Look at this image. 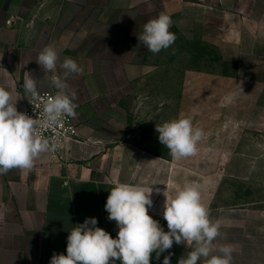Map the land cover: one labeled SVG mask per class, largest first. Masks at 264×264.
<instances>
[{
    "label": "crops",
    "instance_id": "crops-1",
    "mask_svg": "<svg viewBox=\"0 0 264 264\" xmlns=\"http://www.w3.org/2000/svg\"><path fill=\"white\" fill-rule=\"evenodd\" d=\"M161 12L177 39L153 54L138 37ZM49 45L57 75L66 57L82 70L66 82L79 140L0 175V264H50L86 218L116 238L104 206L118 183L152 188L149 215L167 232L163 192L171 199L201 174L186 161L224 160V180L264 189V0H0V88L21 113L27 73L37 91L57 93L36 62ZM179 117L204 136L195 155L175 159L156 126ZM216 197L201 194L220 223L210 255L230 245L231 264H264V202L214 206ZM191 247L174 242L150 264H178Z\"/></svg>",
    "mask_w": 264,
    "mask_h": 264
},
{
    "label": "clouds",
    "instance_id": "clouds-1",
    "mask_svg": "<svg viewBox=\"0 0 264 264\" xmlns=\"http://www.w3.org/2000/svg\"><path fill=\"white\" fill-rule=\"evenodd\" d=\"M173 21L161 12L157 17L144 24L143 33L138 39L153 54L168 49L177 39L170 31ZM59 54L52 46H45L38 54L36 62L46 73H52L51 83L57 89L49 96L43 106V121L33 119L17 110L11 94L0 88V175L13 168L31 170L41 153L50 149L47 139H42L38 126H53L62 117L76 115L74 103L76 93L70 94L67 80L82 70L77 62L66 57L60 68L62 77L57 75ZM154 69L145 67V72ZM24 93L33 100L38 99L37 79L27 73L23 80ZM159 141L175 159L195 155L197 145L204 136L201 129L193 126L191 119L179 117L156 126ZM54 147V146H53ZM161 190L156 189L159 193ZM163 218L167 222L165 232L159 222L149 215L152 206V188L146 190L139 185L118 183L106 200L105 210L108 219L118 227L116 238L97 226L95 217L86 218L74 227L67 237L66 255L53 254L50 264H150L152 253L159 254L172 248L173 243L185 244L191 250L179 259L178 264H197L203 257L205 264H231L233 248L230 245L219 247V255L213 241L220 236V223L210 219L208 208L203 204L200 185L196 182L185 183L171 199L167 190ZM210 257V258H209ZM163 264H170L166 256Z\"/></svg>",
    "mask_w": 264,
    "mask_h": 264
},
{
    "label": "rangeland",
    "instance_id": "rangeland-1",
    "mask_svg": "<svg viewBox=\"0 0 264 264\" xmlns=\"http://www.w3.org/2000/svg\"><path fill=\"white\" fill-rule=\"evenodd\" d=\"M224 163V160L219 159L212 161H186L187 166L201 169V174L195 177L200 185L202 197L207 195V197L212 198L216 193L217 197L214 206L247 205L256 207L257 204L263 203L264 189L256 180L244 184L223 179L222 168ZM202 172L206 173V175Z\"/></svg>",
    "mask_w": 264,
    "mask_h": 264
},
{
    "label": "built area",
    "instance_id": "built-area-1",
    "mask_svg": "<svg viewBox=\"0 0 264 264\" xmlns=\"http://www.w3.org/2000/svg\"><path fill=\"white\" fill-rule=\"evenodd\" d=\"M38 92V99L33 100L30 94L25 97V114L33 119L43 121V106L49 96H54L55 92ZM73 117L64 116L53 126H38V133L42 139H47L50 144L49 151L45 152L52 157H58L65 146L70 142L79 140V130L75 125ZM54 146V147H53Z\"/></svg>",
    "mask_w": 264,
    "mask_h": 264
}]
</instances>
